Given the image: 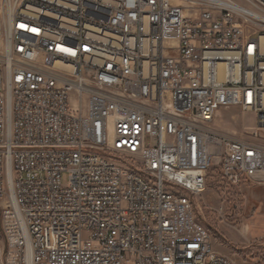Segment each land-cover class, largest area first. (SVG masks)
I'll return each instance as SVG.
<instances>
[{
	"label": "built area",
	"instance_id": "1",
	"mask_svg": "<svg viewBox=\"0 0 264 264\" xmlns=\"http://www.w3.org/2000/svg\"><path fill=\"white\" fill-rule=\"evenodd\" d=\"M264 0H0V264H233L191 196L264 184Z\"/></svg>",
	"mask_w": 264,
	"mask_h": 264
},
{
	"label": "rangeland",
	"instance_id": "2",
	"mask_svg": "<svg viewBox=\"0 0 264 264\" xmlns=\"http://www.w3.org/2000/svg\"><path fill=\"white\" fill-rule=\"evenodd\" d=\"M213 126L226 137L264 146V128L254 114L232 107L219 112ZM190 200L217 253L233 264H264V184L228 185L213 170L204 192Z\"/></svg>",
	"mask_w": 264,
	"mask_h": 264
}]
</instances>
